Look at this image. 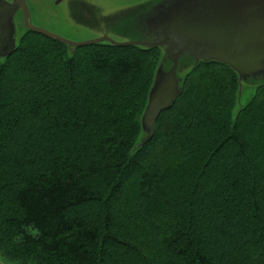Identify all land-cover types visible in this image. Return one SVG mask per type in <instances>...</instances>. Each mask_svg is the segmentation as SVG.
Wrapping results in <instances>:
<instances>
[{
    "label": "trees",
    "instance_id": "trees-1",
    "mask_svg": "<svg viewBox=\"0 0 264 264\" xmlns=\"http://www.w3.org/2000/svg\"><path fill=\"white\" fill-rule=\"evenodd\" d=\"M160 59L27 32L0 61L1 257L264 264V86L235 121L237 74L200 63L138 150Z\"/></svg>",
    "mask_w": 264,
    "mask_h": 264
},
{
    "label": "water",
    "instance_id": "water-1",
    "mask_svg": "<svg viewBox=\"0 0 264 264\" xmlns=\"http://www.w3.org/2000/svg\"><path fill=\"white\" fill-rule=\"evenodd\" d=\"M62 4L70 6L63 18L84 31L81 37L71 28L67 30L73 38L35 25L27 0H0V61L17 50L27 31L67 46L71 56L87 46L159 49L161 59L141 117L138 150L153 140L161 115L175 105L185 78L200 63L224 65L237 74L235 121L247 106L241 105L244 84L256 86V92L264 86V0H147L112 12L92 0H57L56 5ZM20 13L24 33L18 39Z\"/></svg>",
    "mask_w": 264,
    "mask_h": 264
},
{
    "label": "rangeland",
    "instance_id": "rangeland-1",
    "mask_svg": "<svg viewBox=\"0 0 264 264\" xmlns=\"http://www.w3.org/2000/svg\"><path fill=\"white\" fill-rule=\"evenodd\" d=\"M95 4L100 6L106 12H112L114 10H120L121 7L126 6L128 4L140 3L147 0H92ZM28 5L32 12L33 22L35 25L39 27H45L50 29L51 31L60 34L66 37H72L73 35L70 33L65 24V18H63L66 11L68 12V8L70 7L68 4L56 5L57 0H27ZM55 2V3H54ZM24 33V29L20 26L18 31V39ZM256 94V86L251 84H244L241 105H248L254 95ZM160 152L158 158L164 157ZM161 156V157H160ZM0 264H19L16 262L9 261L0 256Z\"/></svg>",
    "mask_w": 264,
    "mask_h": 264
},
{
    "label": "flooded vegetation",
    "instance_id": "flooded-vegetation-1",
    "mask_svg": "<svg viewBox=\"0 0 264 264\" xmlns=\"http://www.w3.org/2000/svg\"><path fill=\"white\" fill-rule=\"evenodd\" d=\"M80 13H81V15L84 17V15H85V17L86 18H91V14H89L88 12H86V13H82V11H80ZM69 16L71 15V13L70 14H68ZM65 21V24L67 25V27L68 28H71V30L73 31V33L76 35V36H78L79 35V37H81L82 35H84V31H81V30H78V29H76V28H72V25L74 26V24L71 22V20L69 19V18H65L64 19ZM77 32H80V33H78V35H77Z\"/></svg>",
    "mask_w": 264,
    "mask_h": 264
}]
</instances>
